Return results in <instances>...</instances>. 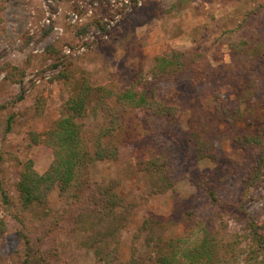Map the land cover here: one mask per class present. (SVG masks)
Returning <instances> with one entry per match:
<instances>
[{"label":"rangeland","instance_id":"374dc122","mask_svg":"<svg viewBox=\"0 0 264 264\" xmlns=\"http://www.w3.org/2000/svg\"><path fill=\"white\" fill-rule=\"evenodd\" d=\"M231 36L249 37L264 48V0H0L2 127L13 118L11 132L3 136L0 130V169L11 194L29 159L38 155L35 168L41 174L51 166L54 155L30 135L53 127L83 78L94 87L124 90L172 49L199 53L206 68L217 73L200 85L189 74L166 84L163 93L170 86L178 91V121L150 127L146 110L132 111L113 139L121 149L119 158L90 165L92 185L105 189L116 184V191L134 204L117 238L85 246L92 231L78 228L80 205L68 204L58 188L37 213H27L35 234L45 232L42 248L54 251L46 264H125L134 256L149 263L160 238L199 239L206 231L233 243L241 264H249L252 241L246 219L264 222V145L243 147L239 140L264 129V54L256 53V43H250L247 54H236L225 40ZM12 67L25 71L22 82L11 81ZM63 72L69 77L59 78ZM217 88L228 108L241 109L243 119L213 118ZM22 91L25 99L10 104ZM244 91L253 92L252 97ZM39 100L43 115L36 112ZM85 121L92 129L109 125L93 105ZM164 151L175 184L154 194L149 175L138 164ZM209 191H216L227 208L216 204ZM16 213L14 205L0 200V217L9 221L8 232L0 236V264H18L16 251L24 246L20 233L25 227ZM42 213L49 216L43 219ZM148 220L156 224L141 230ZM108 252L115 255L111 262L105 260Z\"/></svg>","mask_w":264,"mask_h":264},{"label":"trees","instance_id":"16d2710c","mask_svg":"<svg viewBox=\"0 0 264 264\" xmlns=\"http://www.w3.org/2000/svg\"><path fill=\"white\" fill-rule=\"evenodd\" d=\"M225 40L239 55L247 54L250 43H256L254 40L249 41V37L245 36L237 39L231 36ZM261 46L259 44L256 47L258 55L264 54V48ZM209 70L199 53L172 49L156 57L153 68L138 74L124 90L117 91L106 86L94 87L88 78H83L75 84L74 94L65 102L62 116L53 127L43 134L32 132L30 135L35 145H43L44 150L54 155L49 169L41 174L35 168L38 155L29 159L23 166L13 194L9 192L0 169V200L6 206H15V217L25 227L20 233L24 246L16 251L18 264H46L54 255V251L46 252L42 248L45 232L35 234L34 229L29 226L27 213H37L48 203L56 188L68 204L80 205L78 228L83 232L92 231L84 241L85 246L96 247L119 236L128 225L134 204L116 191V184L112 183L105 189L92 185L88 179L90 165L96 161L119 158L121 149L113 139L123 127L125 117L132 111L146 110L150 127L153 122H177L181 112V108L175 104L178 91L170 86L163 93V87L166 84L179 83L185 74H189V80L195 85L207 83L217 76V73ZM8 76L15 83L22 82L25 71L12 67ZM68 77L66 72L59 76L64 79ZM243 95L250 99L253 92L244 91ZM25 97V92L22 91L10 104L21 102ZM213 98L214 119L236 122L244 118L240 108L226 106L220 88L214 90ZM43 105L42 100H39L36 106L38 115L44 114ZM90 105H93L96 114L102 112L109 118L107 127L92 129L88 126L85 120ZM12 124L13 118H9L3 127L0 123L3 136L11 132ZM239 142L243 147L263 146L264 129L258 134L240 139ZM138 169L149 175L154 194L168 192L174 187L173 167L165 151L160 155L148 156L138 164ZM209 196L216 204L227 208L216 191H209ZM41 216L45 219L49 214L42 213ZM246 222L250 227L252 241L246 263L264 264V222L259 225L251 218L246 219ZM155 224L153 221H145L141 230ZM8 229L9 221L0 217V236L6 234ZM98 252L104 251L100 247ZM114 257L112 252L105 254L107 262H111ZM239 258L233 243L206 231L199 239L187 236L169 240L160 238L156 254L149 258V263L142 257L134 256L125 264H241Z\"/></svg>","mask_w":264,"mask_h":264}]
</instances>
